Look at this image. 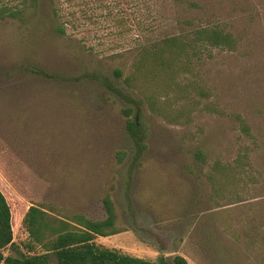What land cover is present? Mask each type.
I'll return each instance as SVG.
<instances>
[{
	"label": "rangeland",
	"instance_id": "obj_1",
	"mask_svg": "<svg viewBox=\"0 0 264 264\" xmlns=\"http://www.w3.org/2000/svg\"><path fill=\"white\" fill-rule=\"evenodd\" d=\"M0 8L23 11L0 17V190L14 231L4 255L27 252L31 205L102 220L110 196L121 232L98 236L101 246L167 264H183L178 256L264 264V0H0ZM206 26L231 33L236 47L193 48L166 82L124 81L143 48ZM127 108L146 147L127 130ZM244 152L253 177L226 178L219 198L206 173Z\"/></svg>",
	"mask_w": 264,
	"mask_h": 264
},
{
	"label": "trees",
	"instance_id": "obj_2",
	"mask_svg": "<svg viewBox=\"0 0 264 264\" xmlns=\"http://www.w3.org/2000/svg\"><path fill=\"white\" fill-rule=\"evenodd\" d=\"M37 3L38 0H25V4ZM25 10V9H24ZM22 10L0 8V17H17ZM56 32L60 35L67 33L65 25H57ZM202 46L236 47L234 36L221 27H200L193 33V37L175 35L165 37L141 50L133 74L124 78L130 87L139 89L140 84L152 85L155 80L166 82L172 79L176 68L186 66L190 61V52ZM117 78H122L124 72L115 70ZM169 76V79H166ZM141 90V88H140ZM127 114L126 126L131 136L139 146L146 147V134L142 131L137 117H132L133 110H124ZM241 129L251 134L250 127L238 116ZM140 152H142L140 150ZM204 153L198 152L203 158ZM248 153L238 156L235 163L224 165L217 162L206 173L214 193H223L226 178L243 180L242 177H253L246 171ZM247 160V161H246ZM107 217L102 220H92L82 214H76L71 219L55 217L39 205H31L25 216V226L30 240L25 244L27 252L20 256L4 255L3 250L14 244V231L11 207L4 193L0 190V264H52V257H56L55 264H167L164 259L159 262L131 256L116 249H110L96 243L98 236L108 237L120 233L117 228L118 215L114 202L110 196L104 199ZM37 247L41 252H33ZM176 262L186 264L182 257H176Z\"/></svg>",
	"mask_w": 264,
	"mask_h": 264
}]
</instances>
